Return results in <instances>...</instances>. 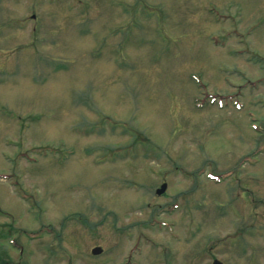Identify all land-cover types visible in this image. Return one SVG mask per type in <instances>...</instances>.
<instances>
[{"label":"rangeland","instance_id":"374dc122","mask_svg":"<svg viewBox=\"0 0 264 264\" xmlns=\"http://www.w3.org/2000/svg\"><path fill=\"white\" fill-rule=\"evenodd\" d=\"M261 146L264 0H0V264H264Z\"/></svg>","mask_w":264,"mask_h":264},{"label":"water","instance_id":"95a60500","mask_svg":"<svg viewBox=\"0 0 264 264\" xmlns=\"http://www.w3.org/2000/svg\"><path fill=\"white\" fill-rule=\"evenodd\" d=\"M165 189H166V185H162L160 189L156 191V194L161 195L162 193H164ZM99 252L100 250H96V251H93L92 254H98ZM212 264H221V263L218 261H214Z\"/></svg>","mask_w":264,"mask_h":264}]
</instances>
